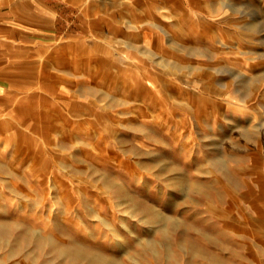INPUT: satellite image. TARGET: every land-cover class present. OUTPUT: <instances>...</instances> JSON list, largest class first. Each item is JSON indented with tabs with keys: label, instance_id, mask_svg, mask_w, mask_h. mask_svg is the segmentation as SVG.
Returning a JSON list of instances; mask_svg holds the SVG:
<instances>
[{
	"label": "rangeland",
	"instance_id": "1",
	"mask_svg": "<svg viewBox=\"0 0 264 264\" xmlns=\"http://www.w3.org/2000/svg\"><path fill=\"white\" fill-rule=\"evenodd\" d=\"M139 1L11 106L0 264H264V0Z\"/></svg>",
	"mask_w": 264,
	"mask_h": 264
},
{
	"label": "crops",
	"instance_id": "2",
	"mask_svg": "<svg viewBox=\"0 0 264 264\" xmlns=\"http://www.w3.org/2000/svg\"><path fill=\"white\" fill-rule=\"evenodd\" d=\"M149 9L139 0H0V138L11 106L27 89L52 87L60 73L76 71L92 30L107 32L114 28L108 19L121 25L128 14ZM128 27L138 29L133 20Z\"/></svg>",
	"mask_w": 264,
	"mask_h": 264
},
{
	"label": "bare ground",
	"instance_id": "3",
	"mask_svg": "<svg viewBox=\"0 0 264 264\" xmlns=\"http://www.w3.org/2000/svg\"><path fill=\"white\" fill-rule=\"evenodd\" d=\"M99 261H100V262H102V263H104V262H105V260H104V259H100V258H99Z\"/></svg>",
	"mask_w": 264,
	"mask_h": 264
}]
</instances>
